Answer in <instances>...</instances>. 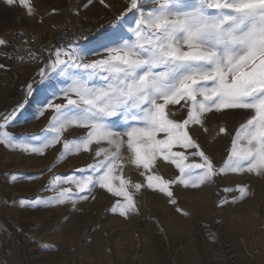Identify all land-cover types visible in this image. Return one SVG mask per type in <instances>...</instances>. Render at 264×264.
<instances>
[{
    "label": "snow or ice",
    "instance_id": "6c2138e0",
    "mask_svg": "<svg viewBox=\"0 0 264 264\" xmlns=\"http://www.w3.org/2000/svg\"><path fill=\"white\" fill-rule=\"evenodd\" d=\"M19 3L35 13L30 0ZM99 3L112 9L111 0ZM37 91L33 118L47 117V124L30 141H17L7 129ZM236 114L244 119L230 133L227 118ZM210 127L232 136L221 164L211 153ZM0 145L38 156L60 145L61 159L92 154L82 175L52 177L45 190L55 195L13 201L33 209L75 208L101 189L117 198L110 211L127 219L140 215L137 195L151 190L187 216L177 199L185 189L230 174L264 178V0H125L106 26L82 30L49 52L22 99L0 112ZM162 165L172 170L167 178L156 171ZM129 166L142 179L126 177ZM222 190L218 208L249 196L236 181Z\"/></svg>",
    "mask_w": 264,
    "mask_h": 264
},
{
    "label": "rangeland",
    "instance_id": "374dc122",
    "mask_svg": "<svg viewBox=\"0 0 264 264\" xmlns=\"http://www.w3.org/2000/svg\"><path fill=\"white\" fill-rule=\"evenodd\" d=\"M124 2L111 0L109 10L99 0H30L35 9L32 15L19 0L13 6L0 2V38L6 26L30 28L45 38L64 22L106 26ZM0 64L6 66L0 70V112L6 113L22 99L26 84L39 69L15 66L8 47L0 48ZM39 94L7 129L17 141H30L31 134L47 124V117L33 118ZM243 119L242 114L228 117L229 132L234 133ZM210 132L211 153L221 164L232 136H216L215 127ZM61 152L57 145L43 156L27 155L0 145V264H260L259 255L264 258V178L252 175L230 174L210 186L179 192V207L187 216L177 212L163 194L151 190L137 195L140 215L127 219L110 211L117 198L101 189L95 200L81 201L75 208L70 204L35 209L13 205L20 198L55 195L45 190L53 176H80L78 169L93 163L90 153L61 159ZM156 171L165 178L172 174L163 165ZM7 173L20 174L19 179L13 181ZM125 176L142 179L131 166L125 168ZM233 181L247 185L249 196L218 208L226 195L222 189ZM231 195L236 194L229 199ZM209 234L215 235L214 243Z\"/></svg>",
    "mask_w": 264,
    "mask_h": 264
},
{
    "label": "built area",
    "instance_id": "2783aa9c",
    "mask_svg": "<svg viewBox=\"0 0 264 264\" xmlns=\"http://www.w3.org/2000/svg\"><path fill=\"white\" fill-rule=\"evenodd\" d=\"M104 26L102 23L95 25L75 26L71 23L64 22L59 25L52 34L45 38L41 33L30 29L17 26H6L1 32L4 39L8 41L9 53L12 63L19 67H29L37 71L43 62L47 59L49 52L63 43L65 40H72L86 29L99 28ZM39 56V60H34L29 53Z\"/></svg>",
    "mask_w": 264,
    "mask_h": 264
},
{
    "label": "crops",
    "instance_id": "0c3cea01",
    "mask_svg": "<svg viewBox=\"0 0 264 264\" xmlns=\"http://www.w3.org/2000/svg\"><path fill=\"white\" fill-rule=\"evenodd\" d=\"M259 260H260V262H261L260 264L264 263V261H263L264 258H260V255H259Z\"/></svg>",
    "mask_w": 264,
    "mask_h": 264
}]
</instances>
